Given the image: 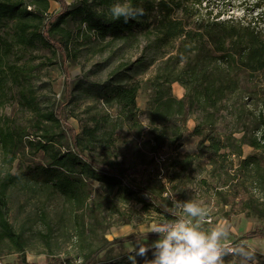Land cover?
Instances as JSON below:
<instances>
[{
    "label": "trees",
    "instance_id": "obj_1",
    "mask_svg": "<svg viewBox=\"0 0 264 264\" xmlns=\"http://www.w3.org/2000/svg\"><path fill=\"white\" fill-rule=\"evenodd\" d=\"M49 1L58 3L61 11L45 17ZM125 2L80 0L68 6L63 0H30L34 6L30 10L22 0H0V95L5 97V90L15 89L20 104L32 113L30 128L15 124L0 128V144L9 166L26 150L37 158L16 174L0 172V254H22L28 245L24 226L16 228L7 215L10 193L21 189L31 195L30 199L41 200L40 204L33 202L38 211L33 217L34 225L44 227V231L34 232L40 242L47 245L56 235H62L66 223L62 222L58 231L47 207L52 200L59 199L75 226L82 264H130L128 256L134 255L133 249L119 252L113 249L115 242L97 236L102 226L101 214L126 203L157 214L161 221L173 218L175 208L170 201L169 185L181 183L183 173L201 162L219 173L221 189L226 188V192H214L230 207L226 218L229 213L248 212L264 219V207L260 208L249 187L252 181L264 185V99L252 124L242 120L245 99L248 100L243 82L264 73L263 33L251 23L199 17L195 9L202 3L199 0H127L142 7L144 15L128 23L113 20L109 9ZM76 21L91 33L89 38L102 42L142 35L146 41L144 49L150 55L124 65L123 69L115 68L97 86L95 99L105 112L92 115L78 134L65 129L64 111V106L74 101L78 83L71 81L67 86L65 105L42 113L30 88L31 69L19 67L9 59L13 50L34 51L40 46L62 62L70 61L77 49L67 28ZM157 59L160 64L151 77L143 81L128 77L135 66L145 71ZM16 60H21V55ZM173 84L184 90L180 99L172 95ZM141 91L146 93L144 111L136 105ZM139 115L145 116V128L139 123ZM232 115L238 118V124L242 120L243 132L226 134L220 130L226 117ZM189 119L195 121L192 134L200 141L195 155H182L178 153V142ZM125 127L135 130L140 138L146 129L148 139L140 141V145L147 146L152 155L172 149L173 154L166 160L172 170L166 171L163 180L159 173H155L153 182L144 185L129 178L118 153L117 133L122 134ZM244 147L250 148L252 154L243 156ZM232 156L238 159L237 165L230 162L227 167L226 161ZM155 236L123 241L132 240L133 246L139 242L149 244ZM256 238L264 239V227L257 226L235 243ZM144 259L137 256L136 264H144ZM147 259H152L151 252ZM224 264L239 263L227 253Z\"/></svg>",
    "mask_w": 264,
    "mask_h": 264
},
{
    "label": "rangeland",
    "instance_id": "obj_2",
    "mask_svg": "<svg viewBox=\"0 0 264 264\" xmlns=\"http://www.w3.org/2000/svg\"><path fill=\"white\" fill-rule=\"evenodd\" d=\"M63 1L66 5L72 6L80 0ZM199 1L202 3L195 6L199 17L204 19L218 17L223 20L230 19L242 23H251L261 30L264 37V0ZM22 2L30 10H34L30 0H22ZM60 11L61 7L58 3L49 1L48 9L44 15L51 17ZM67 29L73 34V45H76L74 48L77 49L75 58L71 57L70 61L65 59V62H62L49 49L40 46L34 51L17 53V50H13L9 59L19 67L27 66L31 69L29 84L42 113L54 111L59 105H65L66 99L64 97L67 86L69 88L71 81L78 83L80 88L78 87L75 93L74 101L64 106L65 118L67 119L65 129H71L73 133L78 134L82 126L91 121L92 115L105 112L102 104L95 99L97 86L104 83L115 68L123 69L124 65L136 62L142 56L148 58L150 55L144 49L146 41L142 35L120 41H111L108 38L102 42L95 40L94 37L89 38L91 33H88L85 26L78 21L69 24ZM20 55L21 60L17 61L16 57ZM159 64L160 60L145 71L142 67L135 66L132 72L128 73V77L134 78L135 81H143L154 74ZM243 90L247 93L248 100L245 99L246 109L242 120L244 119V122L250 125L261 111L262 100L264 99V73L256 74L252 78L244 80ZM5 92V97L0 95V128L10 127L12 124L30 128L32 113L20 104L15 89L9 88ZM171 92L173 97L177 99H180L184 94V90L178 84L171 86ZM136 105L140 111L145 110V92L141 91L138 94ZM138 120L140 125L145 128L147 125L145 116L139 115ZM241 122L238 124V118L235 115L227 116L220 130L226 134L243 132L244 127L241 126ZM194 127L195 121L189 119L181 140L178 142L180 145L178 153L182 155H195L197 153L200 138L192 134ZM117 135L120 138L119 159L124 161V167L129 178L133 179L136 184L144 185L149 181L153 182L152 178L155 173H159V179L163 180L166 171L172 170L170 164L166 162L167 158L173 154L172 149L165 148L152 155L147 146L140 145V141L148 139L146 129H143L141 138L137 137L135 130L127 129V127L122 134L117 133ZM234 136L238 137L237 134ZM252 152L248 147L243 148V156L250 155ZM32 159L37 161V158H34L29 150H26L9 166L5 162L0 144V172L11 171L12 174H16L17 171H22L23 166L30 163L29 161ZM230 162L235 167L238 159L234 156L229 157L226 161L227 167L231 165ZM168 175L170 176L169 173ZM221 186L222 180H219V173L210 171L206 162L193 165L183 173L181 183L173 182L169 185L171 187L169 188L170 201L175 208V215L181 214V209L176 207V201L189 200L198 203L209 214V222L203 226L205 231L211 230L217 223L226 220L229 225L226 247L229 249L242 247L251 254L250 258H245L238 251H229V255L231 254L234 260L238 261L239 264H264V239L256 238L235 243L237 239L251 232L257 226L264 227V219L248 212L229 213V217L226 218L225 213L229 211V205H225L223 200L214 195L215 191L223 190L226 192V188L221 189ZM94 187L99 190L96 184ZM249 187L254 199L258 201L257 204L263 208L264 185L252 181ZM30 196L29 193L21 189H14L10 193L7 206L8 220L16 228L24 226L28 245L22 254H0V264H82L81 259L78 258L80 241L75 236V226L65 215L66 207L62 201L54 199L47 205L52 225L57 227L58 231L61 229L62 222L66 225L61 231L62 235H56L46 245L40 242L38 237L35 238V234L44 231V227L34 225L33 217L38 211L33 204L35 199H30ZM225 196L228 197L227 193ZM35 202L40 204L41 200L36 199ZM116 210L119 212L116 213ZM116 210L112 209L101 214L102 226L97 231V236H101L100 238L107 242H115L113 249L119 252L131 251L134 247L131 242L136 237L155 235L149 232L153 224L161 221V217L157 214L141 211L138 206L126 203L117 206ZM129 239L132 240L123 241ZM156 239L157 236L153 237L149 244Z\"/></svg>",
    "mask_w": 264,
    "mask_h": 264
},
{
    "label": "clouds",
    "instance_id": "obj_3",
    "mask_svg": "<svg viewBox=\"0 0 264 264\" xmlns=\"http://www.w3.org/2000/svg\"><path fill=\"white\" fill-rule=\"evenodd\" d=\"M109 11L113 20L124 23L144 15L142 7L133 6L127 0L112 5ZM176 207L181 209V214L153 224L149 233L155 234L157 239L150 244L137 243L133 248L134 255L128 256L130 264H136L137 256L145 258L144 264H224L229 251H238L245 258L251 257L242 247H226L229 236L226 220L205 231L203 226L209 222L205 208L189 200L176 201ZM149 252L152 253L150 260L147 259Z\"/></svg>",
    "mask_w": 264,
    "mask_h": 264
}]
</instances>
